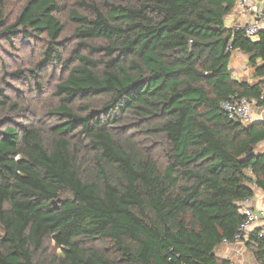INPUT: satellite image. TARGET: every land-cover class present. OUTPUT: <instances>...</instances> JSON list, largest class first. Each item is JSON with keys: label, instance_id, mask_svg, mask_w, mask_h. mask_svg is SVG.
<instances>
[{"label": "trees", "instance_id": "1", "mask_svg": "<svg viewBox=\"0 0 264 264\" xmlns=\"http://www.w3.org/2000/svg\"><path fill=\"white\" fill-rule=\"evenodd\" d=\"M18 1L0 0V43L48 46L1 81L41 91V71L61 77L45 131H0V264H228L216 250L236 242L239 203L264 195V122H232L221 104L264 107V32L226 27L237 0H81L62 60L57 0ZM228 47L253 82L232 78ZM9 101L0 88V112L33 117ZM244 240L264 264V240Z\"/></svg>", "mask_w": 264, "mask_h": 264}, {"label": "rangeland", "instance_id": "2", "mask_svg": "<svg viewBox=\"0 0 264 264\" xmlns=\"http://www.w3.org/2000/svg\"><path fill=\"white\" fill-rule=\"evenodd\" d=\"M81 0H57L60 12L57 14L58 20L63 25V34L59 39L60 42V55L62 60H67L70 52L73 50L76 41L73 36L74 26L70 22L68 16L71 10H74L82 15H89L85 8L78 6ZM89 5H94L98 9H103L102 2L100 0H85ZM18 0H10L9 8L10 12L14 11V6L18 5ZM21 3V2H19ZM48 44L46 41H25L18 39L14 43V47H9L4 43H0V88L5 91V94L9 96L10 103H16L22 108H28V111L33 114V117H29L26 120L19 115H7L6 111L0 112V131L7 126H20L26 125L31 122H35L36 125L42 130H46L49 127L50 122L46 115L57 104L55 97L53 96L54 86L61 77L60 69L50 70V67L45 73L41 71L40 85L41 91L36 90L35 82L33 81H10L8 78L3 77L4 73L13 72L15 70H28L32 69L37 62L42 58V51ZM246 65V64H245ZM240 70V68L238 69ZM233 71V69H232ZM251 76L250 70L247 68V76L242 80H245ZM5 116H9L6 117ZM261 149V147H259ZM258 148V150H259ZM57 251L53 244H46V252H43L41 259L47 262L51 260Z\"/></svg>", "mask_w": 264, "mask_h": 264}, {"label": "built area", "instance_id": "3", "mask_svg": "<svg viewBox=\"0 0 264 264\" xmlns=\"http://www.w3.org/2000/svg\"><path fill=\"white\" fill-rule=\"evenodd\" d=\"M237 6L242 10H248L251 20L235 29L242 30L246 38L256 40L259 34L264 32V0H237ZM227 51L233 54L230 47L227 48ZM256 107L255 101L237 97L230 98L221 104V110L226 114L228 120L243 125H249L255 121L253 109ZM260 118L262 119V117ZM239 214L244 217V222L240 225L235 236L236 242L255 231L257 238L264 240V225L261 224L264 211L252 209L248 199L239 203ZM228 264L237 263L229 261Z\"/></svg>", "mask_w": 264, "mask_h": 264}, {"label": "crops", "instance_id": "4", "mask_svg": "<svg viewBox=\"0 0 264 264\" xmlns=\"http://www.w3.org/2000/svg\"><path fill=\"white\" fill-rule=\"evenodd\" d=\"M251 20V14L246 9H240L237 4L232 13L226 17L225 25L227 28H236L239 25L247 24ZM247 58L241 52H233L230 60V69L232 71V78L235 80H242L247 76L246 67ZM240 68V70H238ZM247 82H253L249 77L245 79ZM255 121L264 122V107H256L253 109ZM262 117V119L260 118ZM254 121V122H255ZM259 152L264 154V143L260 146ZM249 205L254 210L264 211V195L261 191L254 189V195L249 199ZM261 224L264 225V215ZM253 246L247 244L246 240L237 241L234 243H224L216 250V256L225 261H232L237 264H258L252 253Z\"/></svg>", "mask_w": 264, "mask_h": 264}]
</instances>
